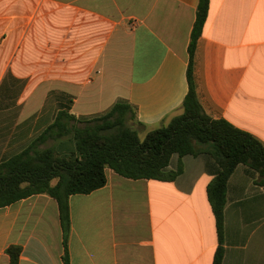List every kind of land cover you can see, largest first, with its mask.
<instances>
[{
  "label": "crops",
  "instance_id": "crops-1",
  "mask_svg": "<svg viewBox=\"0 0 264 264\" xmlns=\"http://www.w3.org/2000/svg\"><path fill=\"white\" fill-rule=\"evenodd\" d=\"M200 0H0V163L19 154L60 110L79 118L129 104L144 139L182 113L189 45ZM199 102L264 143V0H210L194 55ZM66 140V139H65ZM57 151L76 152L70 139ZM54 142V143H52ZM172 181L128 179L70 197L69 264H264V186L239 165L219 239L208 186L221 166L210 152L174 155ZM55 183V182H54ZM65 264L59 204L36 194L0 208V264Z\"/></svg>",
  "mask_w": 264,
  "mask_h": 264
},
{
  "label": "trees",
  "instance_id": "trees-1",
  "mask_svg": "<svg viewBox=\"0 0 264 264\" xmlns=\"http://www.w3.org/2000/svg\"><path fill=\"white\" fill-rule=\"evenodd\" d=\"M210 0H200L189 45V92L182 113L168 124L149 132L144 139L130 126L132 107L116 103L108 112L79 118L60 110L55 121L29 147L0 163V208L36 194L57 200L64 232L65 264L70 263L68 240L71 231L70 197L90 194L107 184V170L134 180L172 181L183 173L180 166L168 171L174 155L212 153L221 166L208 186V197L216 217L219 239L225 229V207L229 180L239 165L258 173L264 186V143L225 119H213L203 110L193 74L194 55L208 18ZM73 139L76 152L64 157L49 141ZM55 182V183H54ZM7 253L17 264L21 247L10 246ZM224 248L216 252L214 264H223Z\"/></svg>",
  "mask_w": 264,
  "mask_h": 264
},
{
  "label": "rangeland",
  "instance_id": "rangeland-1",
  "mask_svg": "<svg viewBox=\"0 0 264 264\" xmlns=\"http://www.w3.org/2000/svg\"><path fill=\"white\" fill-rule=\"evenodd\" d=\"M1 43V42H0ZM19 86H16L15 89H11L8 93H6L5 90L0 91V111H3V109H6L7 107H4L8 101H11L19 92ZM66 142L64 143H70V139H66ZM54 143V142H52ZM61 142L56 144L57 149L61 148Z\"/></svg>",
  "mask_w": 264,
  "mask_h": 264
}]
</instances>
